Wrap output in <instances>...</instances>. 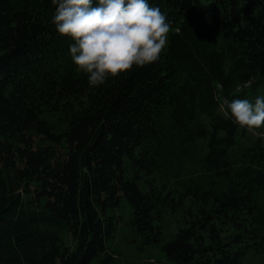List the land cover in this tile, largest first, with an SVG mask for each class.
<instances>
[{
  "label": "trees",
  "instance_id": "1",
  "mask_svg": "<svg viewBox=\"0 0 264 264\" xmlns=\"http://www.w3.org/2000/svg\"><path fill=\"white\" fill-rule=\"evenodd\" d=\"M149 3L160 58L94 88L51 0H0V264H113L122 197L136 249L264 264V127L224 115L264 98V0Z\"/></svg>",
  "mask_w": 264,
  "mask_h": 264
},
{
  "label": "clouds",
  "instance_id": "2",
  "mask_svg": "<svg viewBox=\"0 0 264 264\" xmlns=\"http://www.w3.org/2000/svg\"><path fill=\"white\" fill-rule=\"evenodd\" d=\"M52 23L69 46L72 63L91 87L103 85L133 68L155 63L168 43L172 26L149 0H51ZM235 125L249 131L264 127V98L225 102ZM221 110L225 105L222 104Z\"/></svg>",
  "mask_w": 264,
  "mask_h": 264
},
{
  "label": "rangeland",
  "instance_id": "3",
  "mask_svg": "<svg viewBox=\"0 0 264 264\" xmlns=\"http://www.w3.org/2000/svg\"><path fill=\"white\" fill-rule=\"evenodd\" d=\"M114 213L120 215L122 220L119 221L121 229L107 244L117 254L113 264H175L168 260L164 256V252L158 247L139 250L129 243L128 233L122 229L130 214V207L126 198L120 199L119 207L114 209Z\"/></svg>",
  "mask_w": 264,
  "mask_h": 264
}]
</instances>
